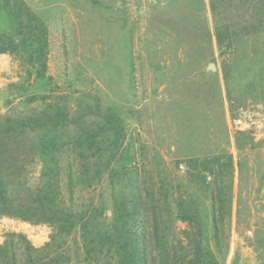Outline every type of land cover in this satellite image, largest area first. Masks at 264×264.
<instances>
[{
  "label": "rangeland",
  "instance_id": "374dc122",
  "mask_svg": "<svg viewBox=\"0 0 264 264\" xmlns=\"http://www.w3.org/2000/svg\"><path fill=\"white\" fill-rule=\"evenodd\" d=\"M22 1L45 26L48 85L38 87L27 59L0 53V122L40 112L54 94L65 97L69 111L86 101L92 112L85 125L116 114L124 141L132 140L142 188L162 213L175 209L178 182L187 183V158L229 156L231 200L205 206L221 218L224 264H264V0ZM31 134L0 147L14 150L11 163L22 161L19 179L29 183L42 164L31 153ZM160 181L171 192L167 202ZM95 193L84 191L76 202ZM105 215L109 221L110 209ZM185 226L174 220L170 231L178 235ZM7 232L40 247L53 228L0 216V244ZM81 238L79 232L66 238L70 253Z\"/></svg>",
  "mask_w": 264,
  "mask_h": 264
},
{
  "label": "trees",
  "instance_id": "16d2710c",
  "mask_svg": "<svg viewBox=\"0 0 264 264\" xmlns=\"http://www.w3.org/2000/svg\"><path fill=\"white\" fill-rule=\"evenodd\" d=\"M215 33L221 40L222 33ZM46 46L45 26L24 2L0 0V53L27 59L28 72L42 89L48 85ZM48 97L52 104L40 112L0 122V147L12 136L33 133L31 153L42 162L33 183L21 181L17 168L22 170V161L11 163L14 150L0 148V216L46 223L53 234L35 247L23 234L7 232L0 244V264H224L228 242L221 241V218L205 205L207 200H231L229 156L225 162L220 154L187 158L182 176L187 183L178 182L183 190L172 197L175 209L166 207L162 213L151 190L142 188L136 152L132 140L124 141L128 137L118 116L107 113L105 119L85 125L81 121L92 112L86 101L78 99L69 111L63 95ZM159 187L167 202L170 190L161 181ZM89 189L96 190L95 199L76 202ZM107 189L109 200L103 197ZM225 213L230 216L229 206ZM174 220L186 224L178 235L170 231ZM76 232L82 242L70 253L66 238Z\"/></svg>",
  "mask_w": 264,
  "mask_h": 264
},
{
  "label": "water",
  "instance_id": "95a60500",
  "mask_svg": "<svg viewBox=\"0 0 264 264\" xmlns=\"http://www.w3.org/2000/svg\"><path fill=\"white\" fill-rule=\"evenodd\" d=\"M208 68H209L210 70H215V67H214V64H213V63H210V64L208 65Z\"/></svg>",
  "mask_w": 264,
  "mask_h": 264
}]
</instances>
